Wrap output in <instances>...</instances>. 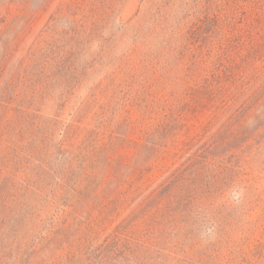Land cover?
<instances>
[{
  "label": "rangeland",
  "instance_id": "obj_1",
  "mask_svg": "<svg viewBox=\"0 0 264 264\" xmlns=\"http://www.w3.org/2000/svg\"><path fill=\"white\" fill-rule=\"evenodd\" d=\"M0 264H264V0H0Z\"/></svg>",
  "mask_w": 264,
  "mask_h": 264
},
{
  "label": "trees",
  "instance_id": "obj_2",
  "mask_svg": "<svg viewBox=\"0 0 264 264\" xmlns=\"http://www.w3.org/2000/svg\"><path fill=\"white\" fill-rule=\"evenodd\" d=\"M252 48H253V45H252V46H250V47L248 48V49H249L248 51H250ZM252 57H253V56H252ZM243 90H244V89H243ZM232 100H233V101H232V102H230V103H229V101H228V100H224V103H225V104H227V105L229 104L228 106L230 107V106H231V103H235V101H236L237 99H232ZM242 104H245V102H242ZM242 104H241L240 106H238V108H237V109H235L234 111H240V110L242 109V107H243V105H242ZM152 193H153V192H152ZM152 193H151L149 196H151V195H152ZM149 196H148V197H149Z\"/></svg>",
  "mask_w": 264,
  "mask_h": 264
}]
</instances>
